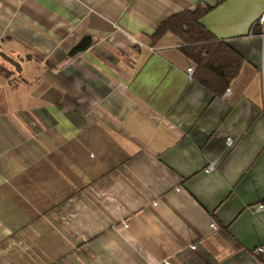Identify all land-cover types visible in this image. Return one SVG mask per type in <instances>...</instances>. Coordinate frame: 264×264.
I'll use <instances>...</instances> for the list:
<instances>
[{
    "label": "crops",
    "instance_id": "crops-1",
    "mask_svg": "<svg viewBox=\"0 0 264 264\" xmlns=\"http://www.w3.org/2000/svg\"><path fill=\"white\" fill-rule=\"evenodd\" d=\"M196 5L243 58L219 96L175 35L150 40ZM262 15L264 0H0V264H264Z\"/></svg>",
    "mask_w": 264,
    "mask_h": 264
},
{
    "label": "trees",
    "instance_id": "trees-1",
    "mask_svg": "<svg viewBox=\"0 0 264 264\" xmlns=\"http://www.w3.org/2000/svg\"><path fill=\"white\" fill-rule=\"evenodd\" d=\"M211 9L196 5L193 9L171 16L158 25L150 40L154 43L167 32L175 35L180 41L181 52L193 64L192 78L214 96H219L239 74L243 58L200 23V18ZM90 45L91 39L84 37L69 55L82 52Z\"/></svg>",
    "mask_w": 264,
    "mask_h": 264
},
{
    "label": "built area",
    "instance_id": "built-area-1",
    "mask_svg": "<svg viewBox=\"0 0 264 264\" xmlns=\"http://www.w3.org/2000/svg\"><path fill=\"white\" fill-rule=\"evenodd\" d=\"M259 22H260L261 24H264V15H262V16L260 17ZM193 72H194V70H193L192 68L189 69L188 74H189L190 77L192 76ZM260 251H261V252H264V247H262Z\"/></svg>",
    "mask_w": 264,
    "mask_h": 264
}]
</instances>
